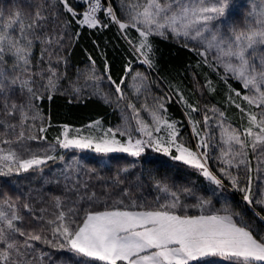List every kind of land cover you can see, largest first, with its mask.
Segmentation results:
<instances>
[{
    "label": "snow or ice",
    "instance_id": "1",
    "mask_svg": "<svg viewBox=\"0 0 264 264\" xmlns=\"http://www.w3.org/2000/svg\"><path fill=\"white\" fill-rule=\"evenodd\" d=\"M235 8L234 0H12L8 9L0 6V177L64 163L54 181L60 185L62 178L61 195L41 199L39 207L31 197L0 191V264H53L46 249L64 254L59 264H264V0H253L242 26L233 20ZM113 26L130 54L121 75L114 78L93 40L102 71L85 49L91 65L83 73L85 86L62 90V67L83 31ZM157 38L186 49L197 57L196 68L208 70L203 83L197 79L201 93L224 85L238 126L216 106L189 102L178 86L137 108L125 89L137 96L147 91L149 77L134 65L157 68ZM104 81L108 93L100 86ZM57 95L69 103L96 97L111 104L115 97L117 105L127 101L131 116L115 129L102 128L100 120L85 126L98 134L63 124L46 147L33 148L30 142H47L53 124L42 105ZM173 97L185 107L195 144L167 116ZM58 149L73 151L70 163ZM74 150L133 158L151 150L195 169L211 186L210 195L174 190L164 179L155 180L151 201L134 198L128 188L97 192L83 179L96 169L85 170ZM122 183L118 172L112 188ZM236 193L238 202L232 199Z\"/></svg>",
    "mask_w": 264,
    "mask_h": 264
},
{
    "label": "trees",
    "instance_id": "2",
    "mask_svg": "<svg viewBox=\"0 0 264 264\" xmlns=\"http://www.w3.org/2000/svg\"><path fill=\"white\" fill-rule=\"evenodd\" d=\"M11 2L12 0H0V6L8 9ZM133 35H135L134 32ZM93 40H96L106 53L114 78L121 75L123 65L126 59L130 58V54L127 43L117 35L116 28L113 26L103 32L85 29L79 41L69 50L66 68L62 67V71H66V78L60 82L62 90L69 89L73 83L78 84V86H85L86 81L80 71L91 67L85 49L93 53L97 70L102 71L103 60L97 55ZM155 44L159 50L157 68L148 70L138 64H135L134 68L145 71L152 81L162 88L163 93L166 90L169 91L172 87L178 86L189 102H198L200 105V102L204 101L210 106L213 105L224 110L233 125L238 126L241 123L238 111L225 103L227 90L223 84L217 82L218 87L215 93H209L207 90L201 93L198 90L197 79L203 83L204 73L208 70L195 67L197 57L186 49L179 48L174 42L162 41L157 38ZM194 72L199 74L198 77L194 78ZM212 78L215 80L214 76ZM91 91V87L86 88L85 95ZM42 108L44 113L50 116L53 127L47 133V142H30L33 148L46 147L47 144L53 141L55 136L60 134L61 125L63 124H68L70 128L74 129L85 128L86 125L96 120H100L101 125L104 127H112L120 121L118 107L104 103L96 97L81 102L69 103L68 97L57 95L53 102H43ZM166 108L167 115L171 120L179 122L180 134L184 133L189 144H192L191 137L193 135L191 126L185 116L184 105L177 103L174 99L173 102L166 104ZM194 116L196 117L195 114ZM57 154H64L67 160L69 156L73 155V151L62 152L59 149ZM75 158L79 160L85 170L88 168L96 169L95 174L89 173L87 176H83V179L88 180L97 192L111 189L119 194L120 189L128 188L134 198L141 201H151L157 195L154 187L155 180L164 179L168 184L174 186V190L182 191L185 187H188L192 188L196 194L210 195L208 182L195 169L182 163L172 162L163 154L151 150L138 158L125 154L96 155L78 151L75 152ZM124 167H127L129 171H121ZM63 168L64 163L57 160L56 162L50 161L42 173L29 172L22 173L20 176L0 177V191H6L13 197H31L39 207L41 199L50 202L51 196L61 195L62 178L60 185H57L54 181L60 177ZM118 172L123 183L113 189V180ZM48 181L52 182L49 183ZM239 197L238 194H234L232 199L238 202ZM189 202L193 201L189 200ZM213 204H216V201H213ZM46 251L51 253L53 264H59V261L65 258L64 254L57 250L46 249ZM45 264H47V261Z\"/></svg>",
    "mask_w": 264,
    "mask_h": 264
},
{
    "label": "rangeland",
    "instance_id": "3",
    "mask_svg": "<svg viewBox=\"0 0 264 264\" xmlns=\"http://www.w3.org/2000/svg\"><path fill=\"white\" fill-rule=\"evenodd\" d=\"M252 2H253V0H234V4L236 5V8L234 9V16H233V20H234V22H235V24L237 25V26H242L243 25V21H244V14L249 10V8L251 7V4H252ZM90 69V68H89ZM89 69H83V70H81L80 71V73H82V75L84 76V74L83 73H85V72H87ZM135 70L136 71H141V72H144L146 75H147V73L145 72V71H142L141 69H139V68H135ZM148 77H149V82L150 83H148V86H147V91H145V90H143L142 89V91H141V93L139 94V96H137V95H135V94H133V90L132 89H130V88H126L125 89V92L128 94V96H129V99L133 102V103H135L136 104V106H137V108H139L140 107V105L142 104V103H144L145 102V98H147V103L149 104V105H152L153 104V102H154V98L155 97H159V96H162V88H160V86H158V84L157 83H154L153 81H152V79L150 78V76L149 75H147ZM84 78H85V76H84ZM128 83H131V79L129 78V81H128ZM88 84H92V81H88ZM101 88L103 89V91L105 92V93H108V92H110L111 91V89L109 88V86H108V84H107V82L106 81H104V82H101ZM155 89H157V90H155ZM167 91V90H166ZM164 94V93H163ZM112 99H113V103H111L112 105H115L116 107H118V109H119V113H120V121L118 122V123H116L115 125H113L112 127H104V126H102L101 125V127L102 128H104V129H107V128H113V129H115V128H117L118 126H123L124 125V123H125V117H130L131 116V110H129V109H127L126 108V104H127V101H122V102H120V104L119 105H117L116 103H115V97H112ZM175 98L173 97V100H174ZM204 105H207L209 108H211L213 105H209V104H207L206 102H204V101H201L200 102V107L203 109V107H204ZM218 108V107H217ZM196 115V117H195V119H197V120H200L201 118H202V113L201 114H195ZM201 115V116H200ZM209 115H211V113H209ZM141 116L143 117V118H145L146 120H148L149 119V117H148V114L146 113V112H141ZM168 116V115H167ZM168 118L171 120V118L168 116ZM91 123H93V122H91ZM91 123H89V124H91ZM134 123V122H133ZM189 123V122H188ZM88 124V125H89ZM235 126V125H234ZM75 129V128H74ZM81 129H84L85 131H84V134H89V132H91L92 134H98V133H96L94 130H91V129H86V128H81ZM180 136L182 137V138H184L185 140H187L186 139V136L184 135V133H182V134H180ZM195 139L193 138V136L191 137V143L192 144H195ZM59 150V149H58ZM62 152H66V150H61ZM75 152H78L79 150H74ZM67 152H69V151H67ZM72 152V151H71ZM82 152H86V153H89V154H95L94 152H92L91 150H85V151H82ZM117 154H119V153H117ZM96 155H103V154H96ZM125 155H127V154H125ZM73 157V155L72 156H69V158H67V161H71V158ZM210 163V166L211 167H213V168H215L216 167V161H214V160H212V161H210L209 162ZM252 164H253V169H255V166H256V161H255V159H253V161H252ZM241 175H243V171H241ZM262 175H264V173H262ZM252 176H253V183H254V189H255V185H256V183H257V180H256V173H255V171H253V173H252ZM210 185L208 186V191H209V193H210ZM236 194H238V193H236ZM199 195V194H198ZM234 195V194H233ZM239 195V194H238ZM239 199H240V197H239ZM213 201H216V204H214L217 208L218 207H220V203H217V199L214 197L213 198ZM194 202V201H193ZM221 203H222V201H221Z\"/></svg>",
    "mask_w": 264,
    "mask_h": 264
}]
</instances>
